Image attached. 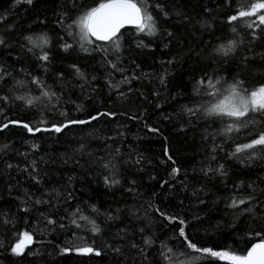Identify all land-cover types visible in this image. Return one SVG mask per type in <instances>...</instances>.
I'll return each mask as SVG.
<instances>
[{"label": "trees", "instance_id": "16d2710c", "mask_svg": "<svg viewBox=\"0 0 264 264\" xmlns=\"http://www.w3.org/2000/svg\"><path fill=\"white\" fill-rule=\"evenodd\" d=\"M61 2L62 0H39V2L34 0L36 6L32 7L24 0H0V16L7 17L6 20H0V34H5L8 26L12 25L14 26V31L11 32L13 38L29 28L35 32L47 31L52 38V58L47 65L48 72L38 66L35 58L30 55L24 57L18 45L12 50V57L21 55L19 61H14L7 55V50H4L0 54V62L6 64L7 70L12 72L16 79L23 76L18 69L25 67L32 75L39 76L47 85L52 86V90L61 97L59 110H66L71 118L84 119L88 113H94L95 110H110L118 114L123 112L127 115H117L110 121L105 118L94 122L91 126H73L62 135L37 134L36 137H32L26 130L19 127H10L7 131L0 133V144H10L7 153L0 154V214L9 213V218L16 221V231L35 229L34 241L30 246L31 252L35 255L14 257L10 252L0 250V264H112L114 257L111 252L102 257H88L75 252L61 254L60 248L69 241L73 231L83 240L72 241V246L84 242L92 244L95 239L96 247H103V243L110 240L118 228L130 223L126 209L131 208L133 211L139 209V214L143 216L144 208L141 205L152 197L153 192L158 193L154 202L162 205L163 209L169 211L176 209L179 201L183 200L184 213L188 219L195 215L203 218L202 222L194 221V223L200 229L199 239L205 246L219 245L221 248H226L231 245L233 250L244 248L247 243L245 239L238 238L237 233L226 228L218 230L216 225L217 222L224 224L231 219L225 217L224 213L226 198L233 194V183L240 180H245L247 183L249 179L264 178V161H254L251 166L245 167L235 160H225L223 159L225 153L231 150L225 147L224 151L218 154V163L225 164L228 176L206 181L199 169L207 164L205 149L210 148L212 142L203 140L202 135L205 129L209 133L214 132L220 124L217 122L213 125L210 122L201 121L195 127L185 124L184 131H180L182 119L176 115L179 106L188 103L184 97L193 94L195 80L204 70L211 72L213 68H216L220 75H230L236 69V63L217 64L208 58L213 47L233 38L230 26L227 24V15L233 12L227 8L224 0H176L177 4L193 17L201 13L203 7L211 8L213 16L216 17L213 28L204 31L199 28V25L195 28L185 25L173 16L168 21L160 23L162 29L167 28L175 33L171 41L159 35L137 37L134 28L130 32L122 30L125 31V42L119 53L120 59L117 61L118 68L123 70L121 72L113 70L104 63L103 53L91 51L85 53L79 49L78 45H74L68 52L60 48L64 42L73 43L67 31L56 24V13L60 11ZM239 2L250 5L253 0H239ZM232 5L235 9L237 0H232ZM40 20H45V23L40 24ZM243 23L245 21H239L235 26L245 37L247 45L248 30L241 27ZM61 37L64 39L61 40ZM137 38L143 39L149 47L137 48L135 46ZM164 44H169V48L165 49ZM261 51H264V43L258 41L255 52ZM245 54L250 55V53L240 52L237 55V62L239 57ZM173 57H176L174 64L162 63ZM108 59L115 61L116 56L110 53ZM72 63L78 64L81 71L85 73L84 80L75 76L73 70L68 67ZM165 69L169 75L166 78V85H161L159 75ZM61 72L64 73L63 82L57 81L56 77V74ZM133 75L138 79H132L127 84L120 83L124 76ZM109 82L119 84V88H110ZM63 83L67 86L62 88ZM12 85V78L0 81V95L10 94L9 89ZM31 88V95H39L34 85ZM129 88L132 92L128 91ZM26 91L27 89H22L10 95H23ZM121 91L125 93L122 99L119 98ZM154 92H159L160 95L154 96ZM52 102L56 103L55 99ZM156 104H160V108H156ZM77 105H80L83 111L77 112ZM0 107L5 109L6 116L11 119H23L32 123L42 118L51 121L63 119L58 114L53 115L46 110L43 104L29 108L23 101L12 99L9 103L0 102ZM132 115L141 116V119H130ZM165 116H169V119H165ZM3 119L4 117L0 116V120ZM186 119V117L183 118L185 121ZM145 122L159 127L161 134L149 133L144 127ZM90 132L93 133L92 136L88 135ZM232 135L235 136V134ZM239 135L243 137L245 133L241 132ZM106 137H114V140H106ZM164 137L168 138V143L171 145L177 162L176 166L181 168V173L172 182L174 191H169L168 188L160 189V182L168 179L173 166L171 162L161 163V160H166L162 155ZM215 142L221 144L222 137H217ZM32 143L39 144V149H31ZM82 143L86 145V151L83 154L75 153V159H69L67 164L63 163V159L66 156L72 157L74 150L78 149ZM116 148L121 150V155L117 158L119 161L117 179L121 180V184L108 188L103 183V176L106 173L99 167L90 165L88 153L94 154L93 159L100 156L107 157L110 151ZM19 153H28V156L25 157ZM137 155L144 157L141 164L125 163L130 159L135 160ZM26 159L37 160L42 175L44 172L48 173L43 177L42 185H36L27 179V173H21L16 169L4 170V164L9 162L22 168ZM77 160L79 163L76 162ZM215 166L213 164V167ZM193 168L196 169L195 173ZM138 169L142 170L138 171ZM185 170L189 181H195L197 176L200 177V183H196V187L206 185L207 195L201 193V198L207 200L206 206L197 205L196 200L191 196V187L186 191L181 190V181L185 180ZM69 176L74 177L70 189L74 200L70 203L61 202L55 219L59 221V216L65 214V208L71 210L77 204L84 207L85 214H89L88 205L95 204L101 213L111 210L113 214H116L115 210L121 209L123 223L112 221L105 224L103 216L92 217L104 229L102 235L93 237L90 231L75 228L60 230L58 226L54 229L47 225L40 213L51 212L52 209L48 205H36L27 214L18 211L24 207L31 208L30 203H22L26 200V193L36 199L53 188H65L68 185ZM152 176L156 179H150ZM133 178L137 180L138 186L135 192H128L126 191L129 187L128 181ZM9 185H12L11 189ZM218 197L220 199H217ZM43 198L49 199L47 195ZM84 201H87L88 205H85ZM53 204L55 206L54 201ZM25 220L28 223H25ZM151 220L152 227L146 234L155 233L159 237L156 243L158 247L161 240L171 235V230L164 229L158 217L152 216ZM63 223L67 225L68 221L65 220ZM132 223L135 224V222ZM86 227L90 229L91 226L86 225ZM11 230V224L0 226V239L4 240L6 245L10 241ZM136 239H139V235ZM169 244L171 246V242ZM219 264H226V262H219Z\"/></svg>", "mask_w": 264, "mask_h": 264}, {"label": "snow or ice", "instance_id": "6c2138e0", "mask_svg": "<svg viewBox=\"0 0 264 264\" xmlns=\"http://www.w3.org/2000/svg\"><path fill=\"white\" fill-rule=\"evenodd\" d=\"M24 2L32 7L36 6L34 0H24ZM224 3L233 12V14L227 15V24L230 26L233 38L218 43L211 49L208 58L217 64L236 63V69L230 75H220L216 68H213L211 72L204 70L200 77L195 80L193 94L184 97L188 103L180 105L176 113L182 119L180 131H184L185 124L195 127L201 121L210 122L213 125L217 122L220 124V127L214 132L209 133L205 129L202 135L203 140H211L212 142L211 147L205 149L207 164L199 169L206 181L216 177L228 176L225 164L218 163V154L223 152L225 147L231 149L225 153L223 157L225 160H235L245 167L251 166L254 161H264V51L255 52L256 43L258 41L264 43V0H253L250 5L241 4L237 0L235 9H233L232 0H224ZM59 8L60 11L56 13V24L61 29L66 30L67 35L73 40L71 44L62 43L60 48L64 52H68L74 45H78L79 49L85 53L90 51L103 53L104 63L113 70L121 72L123 70L118 68L117 61L120 59L119 53L125 42V31L122 30L130 32L134 28L137 37L159 35L171 41L175 33L167 28L162 29L160 27L162 21L166 22L174 16L178 22L191 25L194 28L199 25L200 29L208 31L213 28V21L216 19L212 14L213 10L207 6L203 7L202 12L196 17H193L180 7L176 0H90V2L88 0H62ZM6 19L7 17L0 16V20ZM239 21H245L241 27L248 30L247 45L245 44V37L235 26ZM39 23L43 25L45 20H40ZM126 26H130V28H126ZM12 31H14V26L9 25L5 34H0V54L7 50V55L12 57V50L18 45L24 57L30 55L35 58L38 66L48 72L47 65L52 58V38L49 33L47 31L35 32L29 28L13 38L11 36ZM235 37L240 38L236 39ZM60 39L63 40L64 38L61 37ZM135 46L137 48L149 47L143 39L139 38L136 39ZM163 47L167 49L169 44H164ZM240 52L250 53V55H241L237 62V55ZM110 53L116 56L115 61L108 59ZM257 58H259V63H257ZM12 59L19 61L21 55L18 54ZM175 62L176 57H173L162 63L172 65ZM68 67L73 70L75 76L81 80L85 79V73L81 71L78 64L72 63ZM18 72L23 73L20 79H16L13 73L7 70L6 64L0 62V81H5L6 78L13 79L9 93L14 94L18 90L27 89L23 95H0V102L9 103L10 100L15 99L23 101L29 108L43 104L46 110L53 115L58 114L63 119L51 121L42 118L32 123L23 119L8 118L5 109L0 107V116L4 117L3 120H0V133L7 131L10 127H19L26 130L32 137H36L37 134L51 135L55 133L62 135L73 126H91L94 122L105 118L110 121L117 115H127L123 112L118 114L110 110H95L94 113H88L84 119L71 118L66 110H59L61 97L52 90V86L47 85L39 76L32 75L25 67L18 69ZM168 75L167 69L159 75L161 85H166ZM56 77L57 81H64V73H57ZM132 79H138V77L135 75L124 76L120 83L127 84ZM32 85L39 91V95H31ZM66 86V83L62 84V88ZM109 87L119 88V84L109 82ZM128 91L132 92V89L129 88ZM153 95L158 97L160 93L154 92ZM124 97L125 93L121 91L119 98ZM53 99L56 103L52 102ZM156 108H160V104H156ZM76 111L81 112L83 109L77 105ZM41 115L43 116L44 113L42 112ZM185 117L187 118L186 121L183 120ZM129 118L139 120L141 116L132 115ZM165 119H169V116H165ZM144 127L149 133L161 134L159 127L152 126L147 122H145ZM241 132L245 133L243 137L239 135ZM88 135L92 136L93 133L90 132ZM217 137H222L221 144H216ZM105 139L114 140V137H106ZM30 147L33 150H38L40 145L32 143ZM9 148V143L0 144V154H6ZM85 151L86 145L82 143L78 149L74 150L72 157H67L65 154L66 158L63 159V163L67 164L69 159H75V153L83 154ZM19 154L28 156V153ZM88 155L90 165L99 167L106 173L103 176V183L106 187L112 188L121 184V180L117 179L119 175L117 158L121 155L119 148L110 151L107 157L100 156L93 159V153H88ZM162 155L166 160H161V163L171 162L173 166L168 174V179L160 182V189L168 188L169 191H174L172 182L181 173V168L176 166L177 162L167 137H164ZM143 160V156L137 155L135 160L130 159L125 163L131 162L139 165ZM76 162L79 163L78 160ZM213 164L216 166L213 167ZM13 169L27 173V179L36 185H42L43 177L48 175L47 172L42 175L35 159L30 161L26 159L22 168L10 162L4 164L5 171ZM141 170L138 169V171ZM195 172L196 169L193 168V173ZM184 175L185 180L181 181V190L186 191L187 188L191 187V196L196 200L197 205L206 206L207 200L201 198V193L207 195L206 185L202 184L200 187H196L195 184L200 183V177L197 176L195 181H189L186 170ZM73 178L72 176L67 178L68 185L65 188H53L42 193L36 199L26 193V200L22 203H30L31 208L24 207L18 211L27 214L36 205H48L52 211L40 213L47 225L54 229L58 226L60 230L75 228L90 231L93 237L102 235L104 229L92 217L103 216L105 224L112 221L123 223L121 209L117 208L116 214H113L111 210L101 213L95 204L88 205L87 201H84V204L88 205L89 214H85L84 207L77 204L71 210L65 208V214L59 216V221L55 219L61 202L70 203L74 200L73 192L70 190ZM150 179L155 180L156 177L152 176ZM128 184L129 187L126 191L135 192L138 186L137 180L133 178L128 181ZM262 185H264V178L261 177H257L256 180L249 179L247 183L245 180L234 182L232 185L233 194L226 198V211L224 213L225 217L231 219L224 224L217 222L216 225L218 230L226 228L237 233L238 238L245 239L247 243L242 249L233 250L231 245L226 248H221L219 245L205 246L199 239L200 229L194 223V221L202 222L203 218L195 215L188 219L184 213L183 200L179 201L176 209L171 211L163 209L162 205L154 202L158 193L153 192L152 197L141 205L144 208L143 216L139 214V209L136 211L131 208L126 209L130 223L118 228L112 234L111 239L103 243V247H96L95 239H93L92 244L84 242L72 246V241L83 240L73 231L69 241L60 248V252L61 254L75 252L78 255L88 257H102L111 252L114 257L112 264H219V262H226V264H264V186ZM9 187L11 189L12 185ZM44 195H47L49 199H44ZM152 216L159 218L164 229L171 230V235L167 236L165 240H161L158 247H156V243L159 237L155 233L146 234L152 227ZM65 220L68 221L67 225L63 223ZM25 223L28 221L25 220ZM9 224L12 225L10 241L6 245L5 241L0 239V250L8 251L14 257L22 258L25 255H35L30 249L34 241L35 229L16 231V221L9 218V213L0 214V226ZM140 224L143 226H139ZM86 225H90V229ZM137 235H139V239H136ZM169 242H171V246Z\"/></svg>", "mask_w": 264, "mask_h": 264}, {"label": "water", "instance_id": "95a60500", "mask_svg": "<svg viewBox=\"0 0 264 264\" xmlns=\"http://www.w3.org/2000/svg\"><path fill=\"white\" fill-rule=\"evenodd\" d=\"M126 28H130V26H126Z\"/></svg>", "mask_w": 264, "mask_h": 264}]
</instances>
